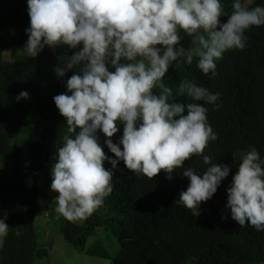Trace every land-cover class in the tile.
<instances>
[{"label": "clouds", "instance_id": "1", "mask_svg": "<svg viewBox=\"0 0 264 264\" xmlns=\"http://www.w3.org/2000/svg\"><path fill=\"white\" fill-rule=\"evenodd\" d=\"M26 2L30 26L23 51L28 57L45 47L78 49L59 57L62 65L54 69L59 78L77 69L66 80V91L53 97L67 126L50 170L54 211L69 221L90 216L111 192L120 161L138 175L152 178L163 171L171 180L175 169L198 155L207 167L202 172L183 167L189 183L174 201L198 216L200 203L230 172L229 165L204 154L209 141L217 139L204 105L217 106L220 93L182 79L175 95L189 102H179L163 78L174 62L191 65L194 60L202 73L216 76V61L228 50L245 47V29L264 26V6L232 0L229 13L222 0ZM185 36L188 47L181 43ZM28 97L22 90L16 100ZM119 125L122 135L114 143ZM98 131L114 157L105 154ZM233 158L238 163L225 207L240 226L264 231V158L254 146ZM6 218H0V248L8 235Z\"/></svg>", "mask_w": 264, "mask_h": 264}, {"label": "trees", "instance_id": "2", "mask_svg": "<svg viewBox=\"0 0 264 264\" xmlns=\"http://www.w3.org/2000/svg\"><path fill=\"white\" fill-rule=\"evenodd\" d=\"M231 3L222 0L225 12L230 13ZM256 5L264 6V0H251L250 6ZM29 26L26 0H0V156L13 162L12 171L0 172V205L7 211L9 225L0 248V264H35L37 257L50 255L49 248L39 242L36 219L48 163L54 160L67 131L53 97L66 91V80L77 71L56 76L55 67L62 65L58 58L78 50L63 46L45 47L35 58L10 55V60L5 52L26 43L25 29ZM245 32V47L226 51L216 61V76L202 73L194 60L191 65L174 62L163 78L179 102H189L175 95L182 79H193L198 86L220 93L217 106L204 105L208 123L217 133L204 154L229 165L230 172L213 196L200 203L199 215L193 216L190 209L174 201L189 183L182 175L183 167L201 172L207 167L201 156L190 157L182 168L174 170L171 180L163 171L152 178L138 175L120 161L112 177V190L103 198L99 211L83 223L67 219L63 223L64 238L77 250L113 258L114 264H264V231L248 224L240 226L225 207L226 189L238 163L233 154L254 146L264 158V26H249ZM22 90L29 97L17 101ZM35 111L40 122L28 139L13 145L11 138L25 129ZM122 129L111 138L114 143ZM97 135L105 154L114 157L101 132ZM52 195L46 197L49 202ZM104 231L116 241V254L102 241Z\"/></svg>", "mask_w": 264, "mask_h": 264}, {"label": "rangeland", "instance_id": "3", "mask_svg": "<svg viewBox=\"0 0 264 264\" xmlns=\"http://www.w3.org/2000/svg\"><path fill=\"white\" fill-rule=\"evenodd\" d=\"M190 38L187 36L184 37L183 45L189 46ZM24 45H17L13 48L8 49L5 53L10 58L11 56H26L23 51ZM10 60H12L10 58ZM36 112V111H35ZM40 122L39 113H34L31 120L25 126V129L22 132L17 133L11 138V143L13 145H20L31 135V131L35 125ZM119 128H123L122 125H119ZM101 138L105 140L103 133H101ZM54 163V160H51L48 163V173L45 176L40 192V202L42 203L41 211L36 219V226L38 231L39 242L41 245H45L49 248V256L37 257L35 264H114L113 258L104 259L99 256L90 255L86 252H80L77 250L75 245L70 241L64 238L62 233V226L65 221L63 216L58 215L55 209L54 197L57 194H54L50 190L51 176L50 170L51 166ZM105 167H107V161H105ZM13 162L6 157L0 156V172L12 171ZM53 194V195H52ZM52 195V202H49L46 197ZM99 211V209H97ZM7 214V211L4 207L0 205V218H4ZM85 219L75 220V222L83 223ZM6 222V221H5ZM101 239L103 242L108 244L113 253H117V243L110 236L109 232L104 231L101 233ZM94 240H91L88 243L90 246Z\"/></svg>", "mask_w": 264, "mask_h": 264}]
</instances>
